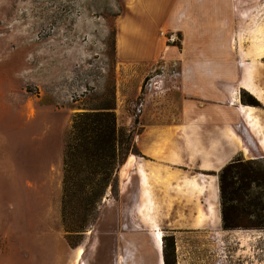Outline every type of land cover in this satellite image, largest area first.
<instances>
[{
	"label": "rangeland",
	"instance_id": "374dc122",
	"mask_svg": "<svg viewBox=\"0 0 264 264\" xmlns=\"http://www.w3.org/2000/svg\"><path fill=\"white\" fill-rule=\"evenodd\" d=\"M237 4L235 23L226 21V0H214L188 13L185 23L170 25L135 18L122 0H0V173L10 176L12 193L35 161L42 162L44 178L51 163L55 172L59 162L62 174L73 112L111 99L112 91L116 124L131 132L142 154L129 152L132 160L119 167L116 183L99 200L68 199L65 226L60 177L43 202L39 234L57 246V264H73L79 247L84 264H155L151 232L157 228L166 238L169 264H264V227L243 225L264 223V188L250 187L249 196H259L255 205L226 200V211L234 207L241 225L222 229L220 222L215 229L205 226L206 219L197 225L206 195L186 180L197 172L216 173L221 215L219 171L182 164L174 155L188 150L194 156L220 132L240 149L232 160L255 159L264 168V149L257 145L264 133V98L237 86L239 65L253 59L254 80L264 94V58H253L259 52L255 43L264 41V0ZM119 30L125 42L118 53ZM236 87L243 104H256L261 134L249 135L252 126L245 128L236 114L226 120L217 105L218 91L231 103ZM138 160L148 172L147 198L141 184L139 191ZM13 203L11 240H35L32 232L20 234L25 218L17 213L20 202ZM185 213H196L193 224L200 227H184L191 219ZM66 225L77 231H66Z\"/></svg>",
	"mask_w": 264,
	"mask_h": 264
},
{
	"label": "crops",
	"instance_id": "0c3cea01",
	"mask_svg": "<svg viewBox=\"0 0 264 264\" xmlns=\"http://www.w3.org/2000/svg\"><path fill=\"white\" fill-rule=\"evenodd\" d=\"M214 0H122L123 8L130 9L133 15L137 19H145L146 23H150L149 17L154 18L156 21H162V23L177 25L185 23V18L190 12H194L198 6L203 4L209 5ZM218 1V0H216ZM242 0H226L225 9L228 12L227 23H235L236 14H240L237 11L238 2ZM130 3V6L128 4ZM129 7V8H128ZM239 10V9H238ZM133 17V18H134ZM241 17V16H240ZM122 28V27H121ZM121 36V44L118 46V37ZM132 39V37H128ZM125 39L121 34V30L116 34V49L117 52L121 50ZM253 58H264V56H253ZM197 67V66H196ZM199 68V66H198ZM254 60H246L239 65V74L237 79V86L241 87L246 84H251L258 87L261 90V96L256 98L261 101L264 98L262 89L256 85L253 74ZM200 73L202 69L200 66ZM232 102L229 103L230 96H226L221 93V100L216 101L217 105L224 107V117L229 120L236 114L239 119L246 125H251L252 128H248L249 135L261 134V124L259 125L256 119L255 106L243 104L239 99V91L236 87L234 89ZM237 95V96H236ZM207 99L205 96H201ZM252 129L255 130V134L252 133ZM187 130V129H185ZM261 139L257 141V145L264 149V133L261 135ZM215 138V139H214ZM213 139H210L204 148H198L194 150V156H190L191 151L177 150L174 155H177L182 164L194 163L196 168L201 170H208L218 172L226 163L230 162L232 158L238 153L235 148L234 141L230 139L229 134H223L218 132ZM141 143V142H140ZM139 149L141 148L140 144ZM255 147L258 148V146ZM259 150L262 152V150ZM263 153V152H262ZM264 156V155H263ZM135 159V156H134ZM193 159V160H190ZM177 162L176 160H172ZM136 171L138 173L139 191L140 184L142 189L145 183L148 194L150 193V181L147 180L148 172L143 168L141 161H137ZM52 163L45 170L47 173L46 178L43 177L42 162L35 161L34 166L29 168L28 178H24L22 185L19 184V191L12 193L11 178L7 173H0V264H57L60 258V252L57 246L53 242H44L40 240V231L42 230V222L40 220L43 210V202L46 197L50 195L51 190L57 189L59 185L61 174V168L59 162L56 164L55 172H53ZM144 170L145 175L142 174ZM27 173V172H26ZM55 175V181L53 176ZM188 186L192 187L194 191H201L206 195L207 208L204 214H200L197 218L203 217L208 220L207 227H213L217 229L220 226V212H219V199H218V185L217 174H205L197 172L194 177L186 180ZM54 186V187H53ZM44 190L46 192L44 193ZM203 195V199L205 196ZM21 204V207L17 205V213L25 218L24 224L19 225L20 234L23 232H32L35 234V240H11V203ZM19 201V202H18ZM22 202V203H21ZM212 208V209H211ZM15 211V210H14ZM197 213V212H196ZM196 213H185L186 217H191L190 220H186V228H197L193 224V217ZM33 217V218H31ZM29 218L28 221L26 219ZM204 219L202 221H204ZM33 221V224L31 223ZM202 221L198 222L200 225ZM216 232L215 230L213 231Z\"/></svg>",
	"mask_w": 264,
	"mask_h": 264
},
{
	"label": "trees",
	"instance_id": "16d2710c",
	"mask_svg": "<svg viewBox=\"0 0 264 264\" xmlns=\"http://www.w3.org/2000/svg\"><path fill=\"white\" fill-rule=\"evenodd\" d=\"M120 12L119 5L115 15ZM247 104L256 105L253 101H247ZM114 109L112 91L111 99L100 102L97 106L82 107L71 116L62 156L61 218L64 226L68 199L85 196L90 203L99 200L107 187L116 183L119 167L125 162L129 152L142 155L132 140L131 132L117 126ZM218 181L222 229L241 225L235 221L237 211L232 206L226 211L225 202L236 197L238 201L250 206L258 203L259 196L250 197L249 189L252 185L264 188V168L255 159L243 161L235 158L219 170ZM262 222L243 225L264 227ZM66 227L68 232L77 231L71 226ZM162 239L163 262L169 264L164 235Z\"/></svg>",
	"mask_w": 264,
	"mask_h": 264
},
{
	"label": "bare ground",
	"instance_id": "6f19581e",
	"mask_svg": "<svg viewBox=\"0 0 264 264\" xmlns=\"http://www.w3.org/2000/svg\"><path fill=\"white\" fill-rule=\"evenodd\" d=\"M117 43H118V46H120V44H121V36L118 37ZM254 47H256L255 49L259 50V52L257 53L256 56H264V41L256 42ZM243 88H244V90L246 92H248L249 94L253 95L255 98H259L261 96V94H262L261 90L258 87H255V86H253L251 84H246V85L243 86ZM132 158H133V155L130 154L126 158L124 165L127 164L130 160H132ZM141 171H142V174L145 175L144 170L141 169ZM142 194H143L144 198L145 197L147 198L149 196L148 191H147V187L145 186V183H144V186H143V189H142ZM197 219H198V222H199V221H202L204 218L199 216ZM151 234H152L151 236H152V240H153V249L155 251V257H157L155 259V264H164L163 255H162V236H163V232H162V230L160 228H157V229H153ZM82 252H83V250H82L81 247H79L76 250L73 264H84L83 262H79L80 258L82 257ZM118 261H121V258Z\"/></svg>",
	"mask_w": 264,
	"mask_h": 264
},
{
	"label": "built area",
	"instance_id": "2783aa9c",
	"mask_svg": "<svg viewBox=\"0 0 264 264\" xmlns=\"http://www.w3.org/2000/svg\"><path fill=\"white\" fill-rule=\"evenodd\" d=\"M161 33L163 34V31H162ZM166 39H168V40H172V39H173V38H172V35H170V37H169V38H167V37H166ZM139 109H140V108L138 107V109H137V110L139 111Z\"/></svg>",
	"mask_w": 264,
	"mask_h": 264
}]
</instances>
